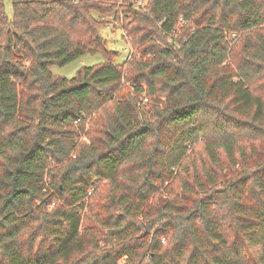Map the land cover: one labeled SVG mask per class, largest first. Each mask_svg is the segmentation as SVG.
Returning <instances> with one entry per match:
<instances>
[{
	"label": "trees",
	"instance_id": "16d2710c",
	"mask_svg": "<svg viewBox=\"0 0 264 264\" xmlns=\"http://www.w3.org/2000/svg\"><path fill=\"white\" fill-rule=\"evenodd\" d=\"M11 1L0 264H264V0Z\"/></svg>",
	"mask_w": 264,
	"mask_h": 264
},
{
	"label": "rangeland",
	"instance_id": "374dc122",
	"mask_svg": "<svg viewBox=\"0 0 264 264\" xmlns=\"http://www.w3.org/2000/svg\"><path fill=\"white\" fill-rule=\"evenodd\" d=\"M5 8L8 16L13 15V7L11 0H4ZM109 19H113V16L110 15ZM114 29V30H112ZM103 36L108 40V44L113 49H118L125 56L129 53L131 46L129 43L122 38V29L121 25L118 22L112 23L110 27H104L101 29ZM103 61L102 54H87L72 63L65 66H53L52 70L60 75L72 77L76 74L79 68L82 66L94 65Z\"/></svg>",
	"mask_w": 264,
	"mask_h": 264
},
{
	"label": "built area",
	"instance_id": "2783aa9c",
	"mask_svg": "<svg viewBox=\"0 0 264 264\" xmlns=\"http://www.w3.org/2000/svg\"><path fill=\"white\" fill-rule=\"evenodd\" d=\"M142 3V0H139V4H141Z\"/></svg>",
	"mask_w": 264,
	"mask_h": 264
}]
</instances>
